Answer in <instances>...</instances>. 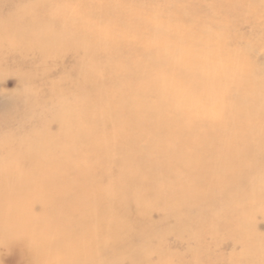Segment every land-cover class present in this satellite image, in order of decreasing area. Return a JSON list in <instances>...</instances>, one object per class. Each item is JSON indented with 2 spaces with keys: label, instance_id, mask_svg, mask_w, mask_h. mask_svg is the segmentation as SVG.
Returning a JSON list of instances; mask_svg holds the SVG:
<instances>
[{
  "label": "bare ground",
  "instance_id": "6f19581e",
  "mask_svg": "<svg viewBox=\"0 0 264 264\" xmlns=\"http://www.w3.org/2000/svg\"><path fill=\"white\" fill-rule=\"evenodd\" d=\"M17 1L0 0V14L15 11L0 22V56L76 63L49 85L64 111L55 131L0 140V248L32 235L13 262L155 264L174 236L190 242L191 264H264V60L223 22L264 25V0H165L167 21L148 8L161 0H81L79 24ZM223 241L241 251L220 254Z\"/></svg>",
  "mask_w": 264,
  "mask_h": 264
},
{
  "label": "rangeland",
  "instance_id": "374dc122",
  "mask_svg": "<svg viewBox=\"0 0 264 264\" xmlns=\"http://www.w3.org/2000/svg\"><path fill=\"white\" fill-rule=\"evenodd\" d=\"M89 3L94 0H88ZM112 4H119L131 7L132 3L129 0H108ZM165 3V0L159 1V3H150L149 9L153 12L162 14V20L167 21L171 16V12L161 13L158 12L160 6ZM203 3L212 7L211 0H203ZM19 7H30L38 14H48L53 11H57L53 15L54 20H60L62 16H71L75 18V24L82 22L80 20V13L83 10V3L81 0H18L15 3ZM141 3L139 2L138 5ZM137 5V4H136ZM14 9L6 8L2 10L0 14V22L6 20L14 14ZM91 16L97 20H104L106 16L101 14L100 10H95L91 13ZM215 21L220 19L218 16H214ZM234 18L229 17L228 20L223 21L225 25H229L234 28L237 34L243 37H249L250 40L254 41L256 44L254 50L251 52L252 60L263 61L264 59V42L259 40V36L263 32V22H257V25L253 24L252 21L243 20L240 23L233 21ZM162 21V22H163ZM243 40H239L237 45L243 44ZM18 58L14 60L10 58H4L0 56V140L10 139L13 143H19L20 141H25L28 138V132L34 128L41 127V125L47 123L48 129L54 132L56 127L54 126L51 119L55 116H61L64 111L60 109V105L56 99L48 96V90L50 82L55 80V77L63 71H67L76 63V57L71 52H64L59 54L56 58L53 57H41L37 54L29 55L27 57ZM46 68V70H45ZM32 74L33 79L28 85L25 86L23 80L19 77V74ZM26 90V91H25ZM25 91V92H22ZM31 97L36 101L25 107L24 111L17 113L16 110H10L9 108H4L9 101L14 99L16 96L19 98ZM6 149L0 147V156H3V151ZM148 216L153 221L159 219V212L148 211ZM258 231L264 233V222L257 219L256 228ZM39 232H35L34 236L39 235ZM7 236V235H0ZM32 235H28L26 238L16 237L12 242H10L9 249L7 252L5 249L0 248V264H16L13 259L18 255V244L23 242V240L30 239ZM155 236V235H152ZM156 246V243L155 245ZM159 246V245H158ZM163 249H166L164 253H157L151 258L155 264H191L194 253L190 251L191 245L187 240H178L174 236H167L160 245ZM218 252L222 255H230L233 253H238L241 251L240 246L232 243L231 241H223L218 247ZM5 251V252H3ZM159 253V252H158ZM169 259L170 263H165V259ZM167 259V260H168Z\"/></svg>",
  "mask_w": 264,
  "mask_h": 264
}]
</instances>
